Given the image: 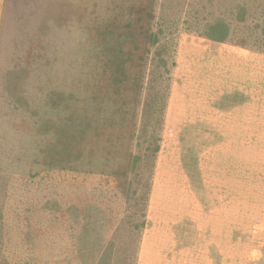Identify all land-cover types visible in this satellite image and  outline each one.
<instances>
[{
	"label": "rangeland",
	"instance_id": "374dc122",
	"mask_svg": "<svg viewBox=\"0 0 264 264\" xmlns=\"http://www.w3.org/2000/svg\"><path fill=\"white\" fill-rule=\"evenodd\" d=\"M183 42L264 53V0L1 1L0 264H135Z\"/></svg>",
	"mask_w": 264,
	"mask_h": 264
},
{
	"label": "crops",
	"instance_id": "0c3cea01",
	"mask_svg": "<svg viewBox=\"0 0 264 264\" xmlns=\"http://www.w3.org/2000/svg\"><path fill=\"white\" fill-rule=\"evenodd\" d=\"M174 71L135 264H264V53L183 42Z\"/></svg>",
	"mask_w": 264,
	"mask_h": 264
}]
</instances>
